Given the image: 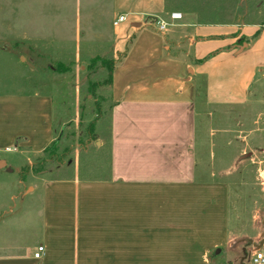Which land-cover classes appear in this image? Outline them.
Listing matches in <instances>:
<instances>
[{"label": "crops", "instance_id": "1", "mask_svg": "<svg viewBox=\"0 0 264 264\" xmlns=\"http://www.w3.org/2000/svg\"><path fill=\"white\" fill-rule=\"evenodd\" d=\"M21 4L28 28L13 44L41 59L57 62V15L74 31L69 45L79 30L107 33L111 169L94 180L40 174L0 221V264H209L229 244V189L199 159V119L246 103L264 72V25L173 22L165 0H0V11ZM119 15L127 20L113 26ZM3 20L2 31L18 29ZM53 111L47 92L3 100L0 154L43 152Z\"/></svg>", "mask_w": 264, "mask_h": 264}, {"label": "rangeland", "instance_id": "2", "mask_svg": "<svg viewBox=\"0 0 264 264\" xmlns=\"http://www.w3.org/2000/svg\"><path fill=\"white\" fill-rule=\"evenodd\" d=\"M15 8L18 13L0 11V103L17 91L51 94L54 145L39 154H13L16 148L0 154V221L14 202L19 206L22 197L34 192L42 173L51 180H94L109 178L111 169L107 33L79 30L77 47L69 45L74 31L69 26L63 30L57 15V62L44 60L36 48L13 44L28 28L24 7ZM165 8L180 13L179 22L192 15L197 24L264 25V0H165ZM3 18L18 29L2 31ZM196 147L207 173L214 171L216 180L229 189V244L207 260L252 264L254 252L264 253V72L255 77L242 106L206 109L199 119Z\"/></svg>", "mask_w": 264, "mask_h": 264}, {"label": "built area", "instance_id": "3", "mask_svg": "<svg viewBox=\"0 0 264 264\" xmlns=\"http://www.w3.org/2000/svg\"><path fill=\"white\" fill-rule=\"evenodd\" d=\"M169 18L171 21L175 22V21H179L182 19V15L180 13H170L169 14ZM127 20V16L126 15H119L118 17L115 18V20L113 21V26H117L119 23H122L124 21ZM165 24L164 23H158V29L159 31L163 30L165 28ZM44 253V246L39 245L36 248V251L33 254V257L35 259H39L42 254ZM251 262L252 264H264V253L260 252V251H256L252 254L251 256Z\"/></svg>", "mask_w": 264, "mask_h": 264}, {"label": "trees", "instance_id": "4", "mask_svg": "<svg viewBox=\"0 0 264 264\" xmlns=\"http://www.w3.org/2000/svg\"><path fill=\"white\" fill-rule=\"evenodd\" d=\"M198 20H199V19H198ZM198 24H207V23H205V22L199 20V21H198ZM111 72H112V63H111V66H110V68H109V83H110V85H111ZM53 145H54V142L51 143L50 146H48L47 148H45V149L43 150V152H46V151H47L49 148H51Z\"/></svg>", "mask_w": 264, "mask_h": 264}, {"label": "water", "instance_id": "5", "mask_svg": "<svg viewBox=\"0 0 264 264\" xmlns=\"http://www.w3.org/2000/svg\"><path fill=\"white\" fill-rule=\"evenodd\" d=\"M256 248L258 249V248H260L259 246H256ZM245 250V248H243V251ZM217 252V251H216Z\"/></svg>", "mask_w": 264, "mask_h": 264}]
</instances>
